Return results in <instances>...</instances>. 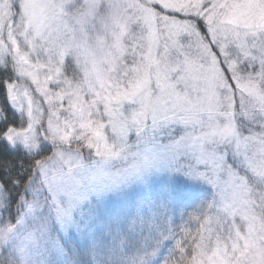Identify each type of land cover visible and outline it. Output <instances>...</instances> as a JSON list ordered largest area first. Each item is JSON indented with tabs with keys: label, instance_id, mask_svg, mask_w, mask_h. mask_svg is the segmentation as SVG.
<instances>
[{
	"label": "snow or ice",
	"instance_id": "1",
	"mask_svg": "<svg viewBox=\"0 0 264 264\" xmlns=\"http://www.w3.org/2000/svg\"><path fill=\"white\" fill-rule=\"evenodd\" d=\"M0 264H264V0H0Z\"/></svg>",
	"mask_w": 264,
	"mask_h": 264
}]
</instances>
